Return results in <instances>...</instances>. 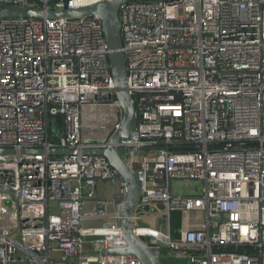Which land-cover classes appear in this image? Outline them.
<instances>
[{"label":"built area","instance_id":"obj_1","mask_svg":"<svg viewBox=\"0 0 264 264\" xmlns=\"http://www.w3.org/2000/svg\"><path fill=\"white\" fill-rule=\"evenodd\" d=\"M102 1L0 0V10ZM119 18L137 113L122 146L147 149L131 157L135 234L167 260L264 264V0L132 2ZM109 54L98 17L0 21V152L14 151L0 153V264H143L101 256L128 247L127 188L107 158L80 154L120 127ZM95 108L113 113L97 111L106 133L92 139L84 115ZM102 181L118 183L113 201L98 197ZM154 218L158 229L142 225Z\"/></svg>","mask_w":264,"mask_h":264},{"label":"water","instance_id":"obj_2","mask_svg":"<svg viewBox=\"0 0 264 264\" xmlns=\"http://www.w3.org/2000/svg\"><path fill=\"white\" fill-rule=\"evenodd\" d=\"M156 1L176 0H104L92 6L77 10L66 11H44L38 7H18L4 5L0 10V21L4 19H75L80 17H98L104 29V35L110 50L109 61L114 78L116 98L120 105L121 117L120 127L111 136L106 148L86 149L80 152L82 156H104L112 167L118 172L120 179L125 183L127 194L124 196L120 207L118 224L124 234L128 247L124 250L102 249L103 257L109 256H136L143 264H159V257L165 250L147 245L135 234L132 214L140 199V186L131 166L132 152L147 151V149H125L122 144L124 140L131 137L132 131L137 124V113L133 105L132 96L128 89V68L123 52V40L121 34V21L119 9L122 4L132 2L154 3ZM172 149H196L198 147H171ZM0 153H14V151H1ZM52 155H77V150L51 151ZM146 207V211H148Z\"/></svg>","mask_w":264,"mask_h":264},{"label":"rangeland","instance_id":"obj_3","mask_svg":"<svg viewBox=\"0 0 264 264\" xmlns=\"http://www.w3.org/2000/svg\"><path fill=\"white\" fill-rule=\"evenodd\" d=\"M108 108H95L92 110L91 113H88V116L85 117L84 115V124L86 125V132L88 133V135L90 136V138H101L100 135L101 134H105L106 133V127H105V118L101 115L105 114L107 115V120L109 119L110 115L113 113V111L109 112L107 110ZM97 111L102 112L101 115L99 113H97ZM178 183H176L175 185V189L178 190L179 187H183L186 188L184 183L181 182L179 183V185H177ZM118 183L113 184L111 181H102L98 184L97 186V191H98V197L101 199H106L108 201H111L112 195H113V189L114 188H118ZM182 188V190H183ZM188 190V189H187ZM186 192V189H184L183 191H181L182 194H184ZM52 209H54L55 211L57 210V206L56 204H52ZM150 215V214H149ZM153 217V216H150ZM103 221L100 220H90V221H86L85 225L87 226H100L102 225ZM143 226H149L151 228H159L158 222L156 220V218L154 219H149L147 222L142 224ZM168 257V253H164L159 257V262L160 264H187L188 263V259H182L180 261H174V260H167ZM21 264H25V263H21Z\"/></svg>","mask_w":264,"mask_h":264},{"label":"trees","instance_id":"obj_4","mask_svg":"<svg viewBox=\"0 0 264 264\" xmlns=\"http://www.w3.org/2000/svg\"><path fill=\"white\" fill-rule=\"evenodd\" d=\"M63 119L59 118V122H61ZM181 218L182 215L180 212H174L172 215V226L177 231V229L181 226Z\"/></svg>","mask_w":264,"mask_h":264},{"label":"crops","instance_id":"obj_5","mask_svg":"<svg viewBox=\"0 0 264 264\" xmlns=\"http://www.w3.org/2000/svg\"><path fill=\"white\" fill-rule=\"evenodd\" d=\"M87 116H88V114H87L85 117H87ZM102 135H104V134H102ZM113 184H115V183H113ZM118 189H119V186H118V188L116 187V188L113 189V195H112L111 201H113V199H114V197H115V194H116V192L118 191ZM105 200H106V199H105Z\"/></svg>","mask_w":264,"mask_h":264}]
</instances>
